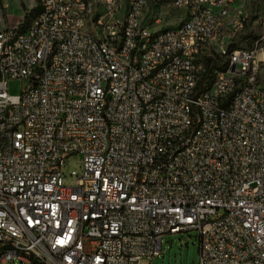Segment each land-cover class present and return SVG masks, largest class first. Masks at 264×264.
<instances>
[{
    "label": "built area",
    "instance_id": "obj_1",
    "mask_svg": "<svg viewBox=\"0 0 264 264\" xmlns=\"http://www.w3.org/2000/svg\"><path fill=\"white\" fill-rule=\"evenodd\" d=\"M36 1L24 29L0 28V264H140L189 231L197 264H264V86L233 37L199 45L226 36L196 8L219 0L175 3L185 16L167 28L145 25L146 1L91 0L88 20L82 0ZM245 20L229 16L234 36ZM214 54L229 70L190 93L197 55Z\"/></svg>",
    "mask_w": 264,
    "mask_h": 264
},
{
    "label": "rangeland",
    "instance_id": "obj_2",
    "mask_svg": "<svg viewBox=\"0 0 264 264\" xmlns=\"http://www.w3.org/2000/svg\"><path fill=\"white\" fill-rule=\"evenodd\" d=\"M172 0H149L148 11L145 17L157 16L160 18L159 28H167L180 23L184 16L182 10L168 8ZM234 4L233 13L240 12L245 15L246 20L242 28L230 29L227 37H233L229 44L242 38L238 47L251 49L255 53L258 67L257 79L264 86V0H237ZM36 0H0V28L5 26H20L23 17L28 14L29 22L35 16L31 9L36 6ZM39 6V5H38ZM258 7L256 11L253 8ZM153 25V24H152ZM227 42V40H225ZM228 44V45H229ZM227 45V47H228ZM229 48V47H228ZM203 56V55H202ZM197 62H202L201 58ZM198 78H199V73ZM202 75V73H201ZM21 80L10 79L8 81V93L18 95L21 89ZM77 157H70L67 163V170L76 169ZM198 233L197 231L182 232L164 235L162 239V252L151 258L145 259L146 264H197L198 261ZM16 264H21L17 262Z\"/></svg>",
    "mask_w": 264,
    "mask_h": 264
},
{
    "label": "bare ground",
    "instance_id": "obj_3",
    "mask_svg": "<svg viewBox=\"0 0 264 264\" xmlns=\"http://www.w3.org/2000/svg\"><path fill=\"white\" fill-rule=\"evenodd\" d=\"M146 1V6L148 0ZM181 0H172L171 7L174 9L182 10L185 16V9H180V4H175ZM236 0H219V10H217V5L215 3H208V1H196V8L198 10L205 11L207 18L218 19L214 21V29H221L222 27H228L226 29V35L229 34L230 29H235V27H229V16L230 21H237V14L233 13V8ZM39 8H43V1H37ZM88 19V10L86 0H82V11H81V20ZM188 20H195V12H188ZM151 21V20H150ZM157 21H160V18L157 17ZM92 22H99V15L92 19ZM154 25L156 24V16L152 18V21L146 22L145 25ZM243 23L238 24V29L242 28ZM225 40L226 36H219L218 38L208 37H199V45H208V48H215L219 45H224L227 43ZM147 51V42H139L136 45L134 52V59L136 61H145V53ZM197 53H204V46H197ZM202 55H197V61ZM227 60V67L224 70H218L217 73H224L225 70H229L231 63V55L223 54ZM202 60V58H201ZM256 71L258 73V67L256 63ZM198 72H191V85L190 93H197V81H198ZM214 84V75L209 86ZM185 108H192V100H185ZM174 226H181V219H174ZM10 250H19L18 241H10ZM0 256H3V248H0ZM35 264H49V258L42 256H35Z\"/></svg>",
    "mask_w": 264,
    "mask_h": 264
},
{
    "label": "trees",
    "instance_id": "obj_4",
    "mask_svg": "<svg viewBox=\"0 0 264 264\" xmlns=\"http://www.w3.org/2000/svg\"><path fill=\"white\" fill-rule=\"evenodd\" d=\"M257 8L258 7L253 8V11H256ZM31 10L34 11V14L36 15L38 13V11H39L38 4H36V6L33 7ZM23 18H24L23 22L19 26L20 29H24L29 23L28 14H25ZM242 38L231 42L228 45V47H229L228 49L232 50V49L238 48ZM202 62H203L204 70L202 72L201 77H200V74H199V78H198V81H197V86L202 81H204V86H209L210 83H211V80L213 78V75H212L213 71L214 70H217V71L218 70L219 71L220 70H224L227 67V60H226L225 56L222 57L221 55H218V54H214L212 56H205V57L203 55L202 56Z\"/></svg>",
    "mask_w": 264,
    "mask_h": 264
},
{
    "label": "crops",
    "instance_id": "obj_5",
    "mask_svg": "<svg viewBox=\"0 0 264 264\" xmlns=\"http://www.w3.org/2000/svg\"><path fill=\"white\" fill-rule=\"evenodd\" d=\"M236 2H237V0H236ZM86 3H87V10L88 11H90V9H92V2H91V0H86ZM148 4H149V0H148ZM235 7H236V3H235ZM97 15H92V19L93 18H95ZM155 17V16H154ZM152 18L153 17H147L146 18V21H148L149 23L152 21ZM88 20V19H87ZM151 20V21H150ZM140 264H146V261H144V262H141Z\"/></svg>",
    "mask_w": 264,
    "mask_h": 264
},
{
    "label": "water",
    "instance_id": "obj_6",
    "mask_svg": "<svg viewBox=\"0 0 264 264\" xmlns=\"http://www.w3.org/2000/svg\"><path fill=\"white\" fill-rule=\"evenodd\" d=\"M232 70V69H231Z\"/></svg>",
    "mask_w": 264,
    "mask_h": 264
}]
</instances>
